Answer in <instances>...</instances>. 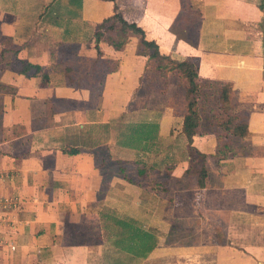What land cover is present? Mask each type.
<instances>
[{"label":"crops","instance_id":"obj_1","mask_svg":"<svg viewBox=\"0 0 264 264\" xmlns=\"http://www.w3.org/2000/svg\"><path fill=\"white\" fill-rule=\"evenodd\" d=\"M116 3L125 19L136 22L148 40L158 43L161 53L176 60L199 57L202 77L232 82V101L247 113L249 135L235 138L231 144L235 152L224 158L216 154L215 130L195 134L190 144L183 131L184 94L173 111L157 105L161 98L176 104L175 82L169 83L166 93L150 87L147 56L139 52L136 36L117 49L114 43L122 36L108 31L98 53L96 25L114 13L113 1L0 0V198L17 201L0 223V264H144L149 260L187 264L195 247H201L195 251L201 252L196 256L203 264H264V103L254 110L241 108L244 101L235 95L239 85L249 82L245 76L251 78L246 70L253 79L255 72L239 56L253 51L251 45L257 51L261 48L262 34L251 45L243 41L249 23L242 25L240 19L246 10L255 13V3L206 0L203 5V0H194L186 7L182 0ZM183 13L195 19L197 44L187 40L185 30L175 23ZM7 50L41 65L48 77L43 81L41 75L20 73L13 55L2 56ZM250 55L259 59L257 52ZM106 59L118 60V68L103 73ZM96 77L102 81L101 88ZM129 113L137 123L160 122L158 130L152 128L153 136L183 135L178 146L170 145L179 148L186 139L181 160L160 167L148 158L154 156L150 151L128 146L124 127L135 124L125 121ZM82 137L87 145L79 144ZM156 137L150 140H155L152 148ZM190 146L207 154L204 186L194 176ZM66 148L80 152L70 154ZM130 164H136V177L128 170ZM160 173L168 175L174 186L160 182ZM183 195L197 203L193 209L199 208L202 215L172 211ZM161 198L166 201L162 211ZM113 199L123 202L121 211L146 228L165 232L145 259L106 253L107 225L101 207L115 203ZM172 218L189 222L195 234H202L203 228V237H169ZM97 231L102 232L98 241L93 235Z\"/></svg>","mask_w":264,"mask_h":264},{"label":"trees","instance_id":"obj_2","mask_svg":"<svg viewBox=\"0 0 264 264\" xmlns=\"http://www.w3.org/2000/svg\"><path fill=\"white\" fill-rule=\"evenodd\" d=\"M110 1L114 2V13L97 23L95 29L94 36L98 53H101V38L108 31L116 32L122 36L114 43L117 49L123 48L129 42L131 36H136L138 38L139 52L147 56L145 74L150 81V87L161 93H166L169 83L173 80L179 81L182 88L181 93L184 94L183 131L187 135L190 144L195 134H202L203 130L212 129L217 132L219 139L216 150L217 156L224 158L234 153L235 147L231 144L235 138L248 136L249 128L247 113L243 110H238L232 101L233 83L202 77L199 74L198 58L195 56L176 60L169 55L161 53L158 43L155 40H148L141 26L136 22H130L125 19L116 0ZM262 6L264 7L263 4ZM175 23L181 25L182 29L185 30L184 36L187 40L197 44L199 32L193 16L183 13L179 15ZM5 54L14 56V67L20 73L28 76L41 75L43 81L48 77L41 65L29 60L19 59L16 51H3L2 56L4 57ZM104 62L106 69L103 70V73L116 70L119 66L118 60L106 59ZM71 70V67L67 68V72L70 73ZM171 72L172 77L169 74ZM133 125L135 131H132V136L131 133L128 135L129 139L126 141L129 144L135 138L138 142L143 138L144 140L151 138L152 128L154 129L157 126L156 123L150 122L135 123ZM65 151L70 154L80 152L78 148H66ZM189 154L193 161V173L197 177V183L199 186H204L208 177L207 154L193 146H190ZM125 224L128 225L126 222ZM171 224L169 237L187 239L196 237L195 231L189 222L172 218ZM129 230L130 234L127 233L124 237L125 242H127L124 249L127 253L135 256H144L156 246L157 239L150 231L142 228L138 230L130 228ZM93 235L97 241L102 239L101 231L94 232Z\"/></svg>","mask_w":264,"mask_h":264},{"label":"rangeland","instance_id":"obj_3","mask_svg":"<svg viewBox=\"0 0 264 264\" xmlns=\"http://www.w3.org/2000/svg\"><path fill=\"white\" fill-rule=\"evenodd\" d=\"M191 1L194 0H182V2L184 3V7L187 6V4L189 5L191 3ZM206 0H203V5L205 3ZM213 1V0H211ZM255 3L256 6V11L254 13V11L252 12V10L250 11H244L241 14L240 19H242L241 23L242 25H245L244 23H249L248 25V29L244 30L245 31V35H248V37H244L245 39L243 40L246 44H250L251 45V41L252 39H254L255 37H260L261 34V48H259V50L257 51L256 48L251 45L252 47H250L252 50H249V53H245L242 54L241 56H239L240 58H243V64L247 65L248 68H251V71H255L254 72V79L252 76V72L249 73V71L246 70V75H250L251 78L248 76H245V80L246 78H248L249 81L247 82V84L245 86H241L239 85V89L237 91H235V95L236 97L238 96L240 99H242V104H241V108L242 105L246 106L247 109L252 108L253 110L256 108L260 107V103H264V102H260V99H262L264 97V7L262 6V4L264 5V0H247V2L251 3V2ZM207 3V2H206ZM209 3V0H208ZM215 3V2H214ZM253 3V4H254ZM203 11H204V7H203ZM250 14V16H247V14ZM253 13V14H252ZM203 18L205 19V16H203ZM211 18V17H210ZM246 26V25H245ZM259 39V38H258ZM253 52H257L259 53V59L258 56L257 59L255 57H252L250 54H252ZM198 58V63L200 62V58ZM244 67V66H243ZM88 72L91 73V70L88 69ZM98 79L97 83L98 84V88H101L102 84L100 81V78L96 77L94 78ZM175 82L174 86H173V92H177V95L174 99V103L169 104L166 99L167 98H161L159 101H157V105H159V107L161 109H166L168 112L173 111L174 107H179V103L181 102V92H182V88L180 87L179 81L178 80H173ZM142 94H144V92H142ZM234 95V94H233ZM256 95V100L253 96ZM237 97V99H239ZM246 99V100H244ZM169 104V105H168ZM213 104V102H212ZM176 105V106H175ZM172 107V108H171ZM240 107V106H239ZM237 108V107H236ZM239 108V109H241ZM262 108H264V105H262ZM252 110V111H253ZM163 117V116H162ZM170 120L166 119L167 123L171 122ZM125 121H127V123L129 121H132L130 123H137L140 121L135 120V117H132V114L129 113V115L125 118ZM144 122V120H142ZM129 123V124H130ZM159 124L160 122H156V127L157 130L159 129ZM175 123H173L172 127L174 126ZM126 125V124H125ZM156 129V128H155ZM156 130V131H157ZM176 130L180 131V129ZM135 131L134 129V125L131 124L128 128L124 127V134L126 135L127 139H129L127 135H129ZM152 131V130H151ZM153 134H151V138L155 139L154 137L156 136H152ZM155 135V134H154ZM159 138H157L156 140V146H154L152 148V144L155 142V140H151V138L144 140V138L138 142L137 139L135 138V140L133 142H131V144L127 143L128 146H133V147H137L140 148V150H145V151H150V153H153L154 156L149 155V157L153 158L154 160H156L158 162V165L160 167H163L166 163V165L168 164H173L175 162H178L180 159V156H182V154L184 153V151L181 149L183 143H181V146H179V148L176 149H172L170 148V145H176L178 146L179 143L182 141L180 138L183 135L178 134H174L172 136L167 135L166 133H160L159 134ZM180 139V140H179ZM128 141V140H127ZM154 141V142H153ZM153 142V143H152ZM176 143V144H174ZM79 144L82 145H87L86 139L85 138H81V140L79 141ZM139 150V151H140ZM136 159V157L134 158V160ZM192 162V160H191ZM190 162V163H191ZM114 170H116V167L113 168ZM128 170L130 171V173L132 174V176L136 177L137 174V168H136V164H130L128 166ZM163 169L161 168L160 172ZM189 170H191V168H189ZM158 179L160 182L164 183L165 185H172L174 186V182L170 181V178L168 177V175H166L165 173H160L158 175ZM147 186L151 185L150 180L148 179V181H146ZM186 195L181 196L180 200H177L179 203L173 208V212L176 215H181V216H188L190 213L192 214L193 212H195L196 215H198V212L201 214V210L199 208L197 209H193V205L192 204H197V203H192L190 201V197L184 198ZM184 198V200H183ZM124 199V198H123ZM113 201L115 203L112 202V204H106L104 206L101 207V212L104 216H106V220L103 221L104 225H107V229L104 232V236H105V250L106 253L109 255H117V253L120 254V256L126 258V255H129L131 253H127L126 250L124 249L127 242H125L124 237L127 233L130 234V228L131 229H140V228H144L149 230L151 233H153L156 237V239H159L161 236L165 237V232H162L161 230H156L150 227V228H146L145 225H143L141 222H139L137 219H135V217H131L130 215H126V213L121 211V207H124L123 202H121L120 200H115L113 199ZM128 203L132 202V198L130 196V198L127 200ZM148 202L152 203V200L150 198H148ZM166 201L165 199H160L159 201V205L161 207V211H162V207L163 205H165ZM200 204H198L199 206ZM195 210V211H194ZM202 215V214H201ZM128 223V225L125 224ZM203 225V224H202ZM203 227V226H202ZM202 234H196V237H203V228L201 230ZM177 236V235H176ZM181 237V236H179ZM201 247L198 248H192L190 249L189 253L191 256V260L189 263L187 264H203V259H199L198 256H196L197 254H201V252H196L195 249H199ZM150 252L144 256H140L141 259H145L147 256H149ZM140 259V260H141ZM139 263V261H138ZM141 263V262H140ZM133 264H135V261L133 262ZM144 264H152L151 260H149L148 262L146 261ZM159 264H168L167 262L164 263H159Z\"/></svg>","mask_w":264,"mask_h":264},{"label":"built area","instance_id":"obj_4","mask_svg":"<svg viewBox=\"0 0 264 264\" xmlns=\"http://www.w3.org/2000/svg\"><path fill=\"white\" fill-rule=\"evenodd\" d=\"M16 202L17 201L15 199L0 198V223L7 220L8 213L11 210V208L15 206Z\"/></svg>","mask_w":264,"mask_h":264}]
</instances>
